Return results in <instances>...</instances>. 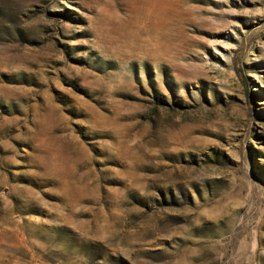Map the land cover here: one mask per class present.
<instances>
[{"label":"rangeland","instance_id":"374dc122","mask_svg":"<svg viewBox=\"0 0 264 264\" xmlns=\"http://www.w3.org/2000/svg\"><path fill=\"white\" fill-rule=\"evenodd\" d=\"M0 264H264V0H0Z\"/></svg>","mask_w":264,"mask_h":264}]
</instances>
